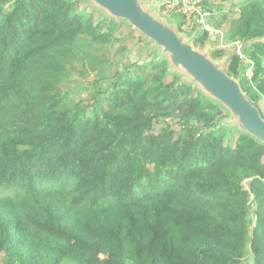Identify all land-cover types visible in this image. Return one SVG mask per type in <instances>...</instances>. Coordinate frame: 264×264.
<instances>
[{"label": "trees", "instance_id": "16d2710c", "mask_svg": "<svg viewBox=\"0 0 264 264\" xmlns=\"http://www.w3.org/2000/svg\"><path fill=\"white\" fill-rule=\"evenodd\" d=\"M231 6L227 71L264 104V0ZM119 23L79 0H0V264H264V144L224 145L208 130L224 107L165 57L126 50L107 76L96 52ZM75 69L93 74L86 100L63 87Z\"/></svg>", "mask_w": 264, "mask_h": 264}, {"label": "rangeland", "instance_id": "374dc122", "mask_svg": "<svg viewBox=\"0 0 264 264\" xmlns=\"http://www.w3.org/2000/svg\"><path fill=\"white\" fill-rule=\"evenodd\" d=\"M145 7L151 9V11L161 20L169 25L177 28L179 33L183 35L186 40L192 43L196 48L206 51L216 63L227 71L231 61V56L234 52H240V45L233 43L226 38V31L229 27L231 18H235L238 15L239 9L232 7L231 4L235 0H190V2H182V0H143ZM79 4L85 6L92 14L95 20L110 19L104 11L94 6L90 0H79ZM219 7H221L220 10ZM221 11L226 12L227 20L221 27H215L209 23L210 17H221ZM207 32L202 40V44H195V39L202 35L203 32ZM117 39L112 45L101 46L96 52L97 55H104L107 60L110 58L112 63H109L110 71L107 76L110 75L113 67L119 66V62L123 59V53L126 51V55L134 54L137 59H143L147 57V54L152 53L156 58L164 57L158 49L154 50L150 41L144 38L139 32L134 30L126 22L121 21L118 24V31L115 33ZM237 44V45H236ZM222 51L220 57L214 55L217 50ZM122 50V52H121ZM117 53V54H115ZM243 62H247L246 58L243 57ZM80 66V64H76ZM242 65L240 63L239 67ZM251 69H247L245 74L251 76ZM242 79V70H240ZM171 77V76H169ZM93 74L80 77L77 69H75L70 78L63 83L64 89L71 91L73 99H80L81 97H89V90L84 89V80H91ZM184 79V77H180ZM194 92L205 96L196 86H192ZM220 108V104L215 102ZM261 113L264 114V104L260 100L257 102ZM222 107V106H221ZM223 108V107H222ZM221 108V109H222ZM223 113L216 115L209 123L210 128L208 130L216 131L220 130L223 133L224 145L231 143V139H234L238 135V130L230 124L231 115L222 109ZM172 121V120H171ZM192 122H194L192 120ZM194 124L206 125L204 121ZM177 127L176 125H174ZM157 127V125H156Z\"/></svg>", "mask_w": 264, "mask_h": 264}, {"label": "water", "instance_id": "95a60500", "mask_svg": "<svg viewBox=\"0 0 264 264\" xmlns=\"http://www.w3.org/2000/svg\"><path fill=\"white\" fill-rule=\"evenodd\" d=\"M106 15L124 21L148 39L168 60L172 72L196 86L231 115L238 132L264 144V117L257 103L242 89L239 76L230 75L206 51L196 48L176 27L159 19L143 0H90Z\"/></svg>", "mask_w": 264, "mask_h": 264}, {"label": "built area", "instance_id": "2783aa9c", "mask_svg": "<svg viewBox=\"0 0 264 264\" xmlns=\"http://www.w3.org/2000/svg\"><path fill=\"white\" fill-rule=\"evenodd\" d=\"M185 1H186V2H190V0H182V2H185Z\"/></svg>", "mask_w": 264, "mask_h": 264}]
</instances>
